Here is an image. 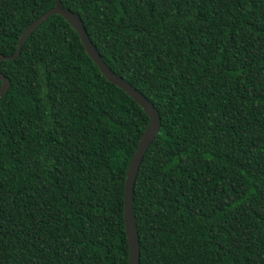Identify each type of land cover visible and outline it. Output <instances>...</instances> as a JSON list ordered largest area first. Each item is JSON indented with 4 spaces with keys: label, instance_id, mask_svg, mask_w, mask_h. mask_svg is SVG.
<instances>
[{
    "label": "trees",
    "instance_id": "obj_1",
    "mask_svg": "<svg viewBox=\"0 0 264 264\" xmlns=\"http://www.w3.org/2000/svg\"><path fill=\"white\" fill-rule=\"evenodd\" d=\"M155 108L132 185L138 264H264V0H60ZM53 0H0V54ZM0 264H126L147 124L50 14L0 60Z\"/></svg>",
    "mask_w": 264,
    "mask_h": 264
},
{
    "label": "water",
    "instance_id": "obj_2",
    "mask_svg": "<svg viewBox=\"0 0 264 264\" xmlns=\"http://www.w3.org/2000/svg\"><path fill=\"white\" fill-rule=\"evenodd\" d=\"M50 14H58L75 30L84 52L95 64L102 76L123 90L142 109L148 118L147 124L140 132L135 147L128 159L123 178L121 198V217L127 246L126 264H138V240L132 213V185L142 154L158 130L159 118L157 112L153 105L138 90L105 65L89 41L79 17L64 7L60 0H53V5L50 8L30 21L20 31L14 50L10 54H0V60L15 57L26 36ZM8 84V79L0 74V95L8 87Z\"/></svg>",
    "mask_w": 264,
    "mask_h": 264
}]
</instances>
